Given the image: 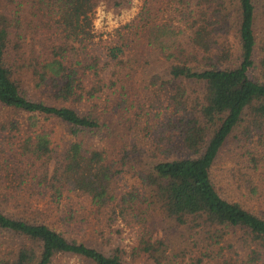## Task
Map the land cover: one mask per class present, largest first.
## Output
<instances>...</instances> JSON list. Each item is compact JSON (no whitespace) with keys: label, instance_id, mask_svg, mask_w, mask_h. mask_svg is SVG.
<instances>
[{"label":"trees","instance_id":"1","mask_svg":"<svg viewBox=\"0 0 264 264\" xmlns=\"http://www.w3.org/2000/svg\"><path fill=\"white\" fill-rule=\"evenodd\" d=\"M212 1L144 0L96 41V8L119 14L132 0H0V264H164L155 213L200 249L191 264H264V0H235L232 38ZM146 45L160 70L138 83L136 66L155 58ZM51 121L74 140L56 144ZM111 122L133 141L116 155L95 142L113 137ZM233 138L252 146L243 185L260 214L213 181Z\"/></svg>","mask_w":264,"mask_h":264},{"label":"rangeland","instance_id":"2","mask_svg":"<svg viewBox=\"0 0 264 264\" xmlns=\"http://www.w3.org/2000/svg\"><path fill=\"white\" fill-rule=\"evenodd\" d=\"M143 1L144 0H132L131 8L119 14L108 9L105 5L98 6L94 13V33L96 36V41L109 38L117 28L131 22L141 11ZM156 2L160 8V4H163L164 0H156ZM261 2L263 3V0H259L258 5H260ZM212 6L213 8H211V11H215L216 20L218 21V26H216V28L222 29V32L220 31V33L226 34L228 38H232L235 32L236 23L238 22L237 5L235 4V0H214L212 1ZM257 8L259 11V18L256 22V34L258 43L261 45L264 38V20L262 17V10H260L261 7L257 6ZM29 33H33V30H29ZM33 36L38 37L36 32L33 34ZM152 53L153 56L155 55V58L153 62L151 60L152 64L150 63V66L145 64L143 65V61L141 64L136 66L137 72L134 77L138 79V83H141V79H143L145 76V70L148 72L150 69L152 71L154 69L160 70V65L156 64L159 60L158 52L155 51L153 47L146 45L145 55ZM188 87L192 92L190 86ZM193 96H196V94ZM132 116L133 113L131 114V118ZM114 119L117 120V116H114ZM111 123V126L114 128L113 137H108V134L97 135L95 136V142L103 145L105 148L109 147L111 154L114 152L116 155V150L120 151L121 148H125L126 150L130 149L133 141L132 137L127 134L128 129L124 123L121 125H116V122ZM48 126L52 127L54 130V141L56 144L66 145L67 143H70L74 140L70 134L69 127H67L65 124L59 121H51L48 122ZM239 134V131L235 133L237 136ZM88 136L91 137V134ZM101 136H105V140H100ZM150 137L151 136L146 137V143L150 142ZM250 147L252 146L245 145L235 138L230 139L222 149L218 161L213 169V181L219 194L223 198L228 201L241 203L251 211L260 214L262 213V201H259L257 196L250 194L249 188H246L243 185L248 180L246 177H243V173L245 172L244 167L246 166V162H248L246 151ZM259 151L262 153L263 158V161H260V165L264 170V167L262 166L264 165V148H259ZM132 174V171H129L128 168H124L123 178L125 179V182H123L121 185H127L128 182H134ZM261 182H264V174L261 175ZM129 185L130 184H128V186ZM30 209L31 207L28 206L23 210L29 212ZM39 209H41V205L39 206ZM31 215L36 216L34 213H31ZM37 217H41V214H38ZM154 223V227L159 230V239L163 240V243H165L163 250L165 251V255H167V260L164 262V264H191L192 262L196 261V255L200 256L198 252L200 249L194 247L193 242L188 238V233L177 229L174 223L164 220L161 213H155V216L152 220V225ZM78 239L89 242L90 236L84 233L78 235ZM119 243H122V246L127 252L131 249V246L134 244V236L131 234L130 230H126L124 232L121 240L119 239ZM204 260L206 259L204 258ZM72 262L73 261H71V263Z\"/></svg>","mask_w":264,"mask_h":264}]
</instances>
